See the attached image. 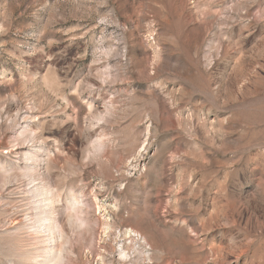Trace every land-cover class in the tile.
I'll return each instance as SVG.
<instances>
[{
    "label": "rangeland",
    "instance_id": "1",
    "mask_svg": "<svg viewBox=\"0 0 264 264\" xmlns=\"http://www.w3.org/2000/svg\"><path fill=\"white\" fill-rule=\"evenodd\" d=\"M0 264H264V0H0Z\"/></svg>",
    "mask_w": 264,
    "mask_h": 264
},
{
    "label": "bare ground",
    "instance_id": "2",
    "mask_svg": "<svg viewBox=\"0 0 264 264\" xmlns=\"http://www.w3.org/2000/svg\"><path fill=\"white\" fill-rule=\"evenodd\" d=\"M126 256V255H125Z\"/></svg>",
    "mask_w": 264,
    "mask_h": 264
}]
</instances>
